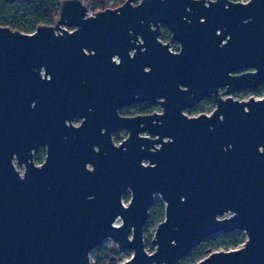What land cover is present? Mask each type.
Masks as SVG:
<instances>
[{
	"label": "water",
	"instance_id": "1",
	"mask_svg": "<svg viewBox=\"0 0 264 264\" xmlns=\"http://www.w3.org/2000/svg\"><path fill=\"white\" fill-rule=\"evenodd\" d=\"M133 2L89 16L64 0L33 33L0 24V264H93L106 239L133 250L121 264H177L234 231L244 245L195 264H264V97H233L264 84V0ZM204 98L211 114L188 115ZM137 102L161 111L120 113Z\"/></svg>",
	"mask_w": 264,
	"mask_h": 264
},
{
	"label": "trees",
	"instance_id": "2",
	"mask_svg": "<svg viewBox=\"0 0 264 264\" xmlns=\"http://www.w3.org/2000/svg\"><path fill=\"white\" fill-rule=\"evenodd\" d=\"M64 0H0V24L9 27L13 30H18L23 33H33L40 25H53L59 17L60 4ZM93 11L98 12L107 8H115L123 4L126 0H82ZM246 1V0H235ZM163 42L171 40L169 31L165 26H162V33L160 36ZM250 95L261 97L264 95V84L260 85L256 90H247L238 92L239 98H245ZM213 102L210 99H205L197 104L194 108L187 112L190 115L207 112L212 108ZM159 109V105L150 104L148 102H137L127 108L121 110V114L125 116H134L138 114H151ZM42 158V157H41ZM40 159L39 161H41ZM165 217V204L156 197L149 209L148 224L155 226L163 221ZM156 231V230H155ZM246 240V236L241 231H234L230 233H218L209 238L204 239L198 245L191 259L193 263H197L209 253L216 250H231L236 249L241 242ZM148 242H146V247ZM153 251V250H152ZM94 258L93 264H120L123 260V253L119 252L116 244L112 246H105L93 250Z\"/></svg>",
	"mask_w": 264,
	"mask_h": 264
},
{
	"label": "rangeland",
	"instance_id": "3",
	"mask_svg": "<svg viewBox=\"0 0 264 264\" xmlns=\"http://www.w3.org/2000/svg\"><path fill=\"white\" fill-rule=\"evenodd\" d=\"M120 5H121V4H120ZM120 5H119V6H120ZM117 7H118V6H117ZM115 8H116V7H115ZM103 10H104V9H103ZM94 12H95V11H94ZM177 48H179V44H178V43H172V44H171V49H172L173 51H174L175 49H177ZM223 91H224V90H223ZM223 91H222V92H223ZM251 96H254V97H256V98H260V97L255 96V95H250V97H251ZM233 97L236 98V99H239L238 94H234ZM212 109H213V107L210 108V109H208L207 112H208V113H211V112H212ZM157 111H161V107H160V106H159V109H158ZM76 123H77V122H76ZM127 135H128L127 130H125V129H121V130L115 132L114 135H113V137H114L115 142H116L117 144H119V143L122 142L124 139H126ZM129 199H130V194H129V193H126V195H125V197H124V203H125V205L128 204ZM116 223L119 224V223H120V220H117ZM147 224H148V220H147V222H146V224H145V227H146ZM145 227H144V240H145V243L148 242V245H147L146 248H147V250H148L149 252H152V250L154 251L155 247H154V245H152V242H151V241H152V238H153V236H154V233H155L156 227H155V226H149V227H148V230H146V231H145ZM245 236H246V235H245ZM245 241H246V240H245ZM245 241H244V242H241L237 248H239L241 245H244ZM113 244H115V243L113 242L112 239H106V240L103 242V244H101L100 246H101V247L112 246ZM116 247H117V246H116ZM97 248H98V247H97ZM95 249H96V248H95ZM194 250H195V248H194L192 251H190L189 254H187L186 256H184L183 258H181V260H180L177 264H194L193 261H192V259H191V256H192ZM220 250H223V249H220ZM122 253H123L124 257H123V260L120 262V264H121L122 262H124V261H126V260H128V259L131 258L132 254H133V250L128 249V250H126V251H124V252H122ZM90 257H91V261H92L93 258H94L93 251L91 252Z\"/></svg>",
	"mask_w": 264,
	"mask_h": 264
},
{
	"label": "flooded vegetation",
	"instance_id": "4",
	"mask_svg": "<svg viewBox=\"0 0 264 264\" xmlns=\"http://www.w3.org/2000/svg\"><path fill=\"white\" fill-rule=\"evenodd\" d=\"M233 1H235V0H233ZM247 1V0H246ZM179 49V48H178ZM259 87V86H258ZM257 87V88H258ZM256 88V89H257ZM255 89V90H256ZM224 89H222L221 90V92L223 91ZM247 91V90H246ZM236 94H238V93H236ZM205 99H207V98H204L203 100H201L200 102H198L197 104H199V103H201L202 101H204ZM208 99H210V100H212V102H213V109L215 108V102H214V100L213 99H211V98H208ZM149 103V102H148ZM196 104V105H197ZM158 105V104H157ZM195 105V106H196ZM194 106V107H195ZM193 107V108H194ZM192 109V108H191ZM213 109H212V111H213ZM188 111V110H187ZM186 111V112H187ZM120 113H121V111H120ZM202 113H206V114H211V113H208V112H201V113H198V114H194V115H190L188 112H187V114L188 115H190V116H198L199 114H202ZM81 119H79V118H75L73 121H72V124L73 125H75V126H78V125H80L81 124ZM77 122V123H76ZM114 135V134H113ZM114 138V137H113ZM32 155H33V161L35 162V164L36 165H38V166H40L44 161H45V159H46V156H47V149H46V146H39L38 147V149L35 151L34 149L32 150ZM42 157V158H41ZM40 159H42L41 161H39ZM13 163H14V165H15V167H16V169L20 172V174L21 175H23L24 173H25V171H26V167H25V164H22V165H20L19 164V162H18V159H17V156L16 155H14V157H13ZM126 195V194H125ZM125 197V196H124ZM156 197H158V196H156Z\"/></svg>",
	"mask_w": 264,
	"mask_h": 264
},
{
	"label": "built area",
	"instance_id": "5",
	"mask_svg": "<svg viewBox=\"0 0 264 264\" xmlns=\"http://www.w3.org/2000/svg\"><path fill=\"white\" fill-rule=\"evenodd\" d=\"M141 0H134V4H137V3H139ZM88 7V6H87ZM88 14H89V16H93L96 12H94L90 7H88ZM169 35L171 36V34H170V32H169ZM171 41V40H170ZM170 41H168V42H170ZM172 44V43H171ZM174 51H178V48L177 49H175ZM252 97V96H251ZM261 97H264V95L263 96H261ZM260 97V98H261ZM250 98V96H247V97H245V98H239L240 100H248Z\"/></svg>",
	"mask_w": 264,
	"mask_h": 264
}]
</instances>
